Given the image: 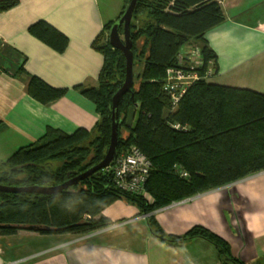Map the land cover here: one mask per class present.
<instances>
[{"label":"trees","instance_id":"16d2710c","mask_svg":"<svg viewBox=\"0 0 264 264\" xmlns=\"http://www.w3.org/2000/svg\"><path fill=\"white\" fill-rule=\"evenodd\" d=\"M130 1L126 0L124 9ZM18 4L19 0H1L0 12ZM134 9L130 32L134 68L138 61L141 70L137 73L133 68L132 90L119 103L118 154L136 146L152 161L145 190L153 201L121 190L113 174L104 169L54 195L0 192V224L7 226L0 228V234L13 235L28 226L39 227L31 231L44 235L86 234L112 225V220L102 216L103 211L126 200L148 215V226L158 238L173 243L203 238L218 249L222 264H245L235 259L230 244L210 229L197 225L182 236H172L152 213L264 171V94L201 78L172 110L164 85L170 67L178 66L184 46L193 42L201 47L202 77L209 61L214 60L218 69L217 55L206 42V34L224 22L223 8L219 0H138ZM123 13L107 23L94 41L104 56L98 86H76L96 104L98 123L92 130L79 128L71 134L49 128L34 143L0 160V184L58 186L104 159L111 142L113 97L125 82L126 58L110 44L109 35L106 44H100V39ZM30 33L58 52H64L69 44L68 37L46 21L33 24ZM21 72L23 66L16 71L17 75ZM66 92L38 76L29 78L28 93L42 104H50ZM136 104L135 123L128 127V114ZM176 123L186 130L172 128ZM123 127L128 132L126 140L121 138ZM181 169L188 177L181 176Z\"/></svg>","mask_w":264,"mask_h":264},{"label":"crops","instance_id":"0c3cea01","mask_svg":"<svg viewBox=\"0 0 264 264\" xmlns=\"http://www.w3.org/2000/svg\"><path fill=\"white\" fill-rule=\"evenodd\" d=\"M125 2L19 0L0 12V160L34 143L49 128L71 134L95 127L100 120L96 104L76 86H98L104 56L94 41L124 11ZM219 3L225 20L206 34L218 66L208 82L264 94V0ZM39 21L68 37L64 52L30 33ZM20 66L24 72L17 75ZM33 75L66 89V94L40 103L28 93ZM152 214L167 234L182 236L204 226L230 244L235 259L264 264V171ZM102 216L113 224L86 233L89 238L78 242L84 234H0V264H222L218 249L203 238L182 243L158 238L136 204L118 200Z\"/></svg>","mask_w":264,"mask_h":264},{"label":"built area","instance_id":"2783aa9c","mask_svg":"<svg viewBox=\"0 0 264 264\" xmlns=\"http://www.w3.org/2000/svg\"><path fill=\"white\" fill-rule=\"evenodd\" d=\"M201 54V48L185 46L178 54V66L170 67L168 70L164 90L171 97L172 110L178 108L182 98L195 82L201 78L208 80L216 74L215 61L211 60L202 77L199 71L204 65V57ZM172 128L186 130V127L178 123L173 124ZM151 164L152 161L140 148L131 146L125 153L118 154L112 165L105 170L113 174L115 184L121 190L138 195H147L145 189L152 169ZM178 172L181 176L188 177V172L182 169ZM88 238L89 234H84L75 242Z\"/></svg>","mask_w":264,"mask_h":264},{"label":"water","instance_id":"95a60500","mask_svg":"<svg viewBox=\"0 0 264 264\" xmlns=\"http://www.w3.org/2000/svg\"><path fill=\"white\" fill-rule=\"evenodd\" d=\"M138 0H131L127 8L125 9L123 15L115 21L112 25L109 37L110 44L115 48L120 50L126 58V78L122 87L118 90V92L113 97V105H112V135L110 146L107 150V153L104 159L97 165L93 166L89 170L75 175L73 178H70L63 184L52 187H44V186H8L0 184V192L7 193H33V194H41V195H54L60 193L62 191L67 190L70 186H73L83 180L89 179L92 175L99 172L100 170H104L112 165L118 155V146H119V126H120V118H119V103L121 98L125 95V93L131 92L133 87V80L135 77L134 73V52H133V41L131 37V20L133 19V14L137 6ZM123 28L122 38L120 29ZM138 104L131 107L130 112L127 117V126L132 127L135 122L136 112L138 109ZM7 227L6 225L0 224V228ZM27 230H38L39 227L36 226H28Z\"/></svg>","mask_w":264,"mask_h":264},{"label":"rangeland","instance_id":"374dc122","mask_svg":"<svg viewBox=\"0 0 264 264\" xmlns=\"http://www.w3.org/2000/svg\"><path fill=\"white\" fill-rule=\"evenodd\" d=\"M124 11H125V9H123ZM121 15V14H120ZM140 19H142V18H140ZM137 20V19H136ZM136 20H133L134 21V23H136L137 24V22L138 21H136ZM140 21V20H139ZM109 33V31L107 32L106 31V33L104 34V36L100 39V44H106L107 43V40H108V34ZM120 33H121V36H122V38L124 37V35H123V28H121V30H120ZM138 46H140L139 44H138ZM186 46H190V47H199V48H201L200 46H198V45H196V43H193V42H190L188 45H186ZM185 47V46H184ZM202 51V50H201ZM134 70L137 72V73H139L140 72V70H141V65H140V63L137 61V63H136V65H135V68H134ZM213 77V76H212ZM212 77H210V78H212ZM208 80H209V78H208ZM138 83L139 82H137V80H135V85H136V87H138ZM127 136H128V132L125 130V127H123V128H121V138L124 140H126L127 139ZM127 150H125V149H122L121 151H120V153L119 154H122V153H125ZM144 196H146L148 199L150 198V195H144ZM150 200V199H149ZM152 200H150V202H151Z\"/></svg>","mask_w":264,"mask_h":264}]
</instances>
